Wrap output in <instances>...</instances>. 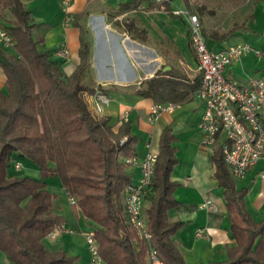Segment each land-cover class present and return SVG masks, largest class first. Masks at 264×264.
<instances>
[{
    "label": "trees",
    "instance_id": "1",
    "mask_svg": "<svg viewBox=\"0 0 264 264\" xmlns=\"http://www.w3.org/2000/svg\"><path fill=\"white\" fill-rule=\"evenodd\" d=\"M256 3L264 5V0ZM0 8L13 16L3 29L14 41L11 49L0 48L6 88V94L0 92V252L12 264H77V257L49 252L42 244L64 223L53 211L56 196L44 183L55 177L90 223L104 264H146V248L135 245L137 234L127 225L124 210L126 188L133 184L127 173L131 165L125 161L136 157L139 139L128 120L115 129L109 117L92 114L87 96L96 90L106 93L89 78V45L81 41L79 64L66 77L48 55L38 51L36 46L44 39H34L36 25L26 7L19 0H0ZM195 10L201 22L202 9ZM251 19L253 15L246 13L235 28L223 33L202 30L203 37L223 40ZM198 84L192 87L195 92ZM136 94L160 103L183 99L176 83L165 78L146 81ZM174 140L169 128L163 130L144 215L163 264H186L173 240L184 224L168 219L178 205L176 184L171 181L177 164ZM15 157L34 164L40 178H9ZM212 163L234 245L227 248L226 260L206 264H264V219L255 222L247 212L246 191L236 190L221 147L213 151Z\"/></svg>",
    "mask_w": 264,
    "mask_h": 264
},
{
    "label": "crops",
    "instance_id": "2",
    "mask_svg": "<svg viewBox=\"0 0 264 264\" xmlns=\"http://www.w3.org/2000/svg\"><path fill=\"white\" fill-rule=\"evenodd\" d=\"M19 1L30 12L36 25L34 39H44L37 44L38 51L48 55L64 76H71L79 64L81 41L89 45V78L95 85L101 86L108 98L103 116L109 117L116 129L127 115V120L131 122V132L139 139L136 146L137 158L146 154L147 144L157 153L161 133L166 128L171 130L175 138L173 147L177 158L171 181L176 184L174 198L178 205L169 211L168 219L184 224L173 236V240L186 264L226 260L227 248L232 247L234 241L223 190L218 186L212 163L213 151L221 146L224 139L220 137L212 149L202 144L199 123L203 106L197 100L195 90H192L200 76L190 47L187 23L172 16L170 7L162 9L150 0H64L66 4L63 0ZM125 5L128 6L124 7ZM251 14L253 19L243 29L233 31L225 39L205 38L207 48L212 52L223 51L238 44H248L251 47L252 51L232 62L223 73L226 79L240 85H245L249 77L264 81V5L254 4ZM11 20L13 16L10 11L0 8V29L8 27ZM213 31L225 32H211ZM250 36L262 40H259L262 43L260 47L248 43ZM0 48L3 47L0 45ZM7 51L13 53L11 50ZM60 51L67 53L61 55ZM154 78L175 82L182 91L183 99L177 102L179 108L174 112L165 113L149 123L150 107L162 103L139 96L136 91L144 88L145 82ZM4 82L5 77L0 67V92L6 94ZM21 159L15 157L12 163L13 168L15 164H19L17 172L21 170ZM22 160L28 167L26 171L33 174L32 179L38 180V168L30 161ZM263 171L264 157L244 177L234 178L230 174L236 190L246 191L245 207L255 222L264 219ZM127 173L131 177V183L138 181L139 170L136 166H129ZM8 177L18 176L8 170ZM44 183L46 190L56 196L53 211L63 216L62 225L74 233L56 238L47 236L42 241L43 246L49 252L64 251L70 257H77V264H89L90 255L83 232L91 228L90 223L82 216L79 208L70 206L63 214L59 206L62 202L65 203L67 194L58 178L49 177ZM206 201L210 205L203 207ZM146 207L144 204V208ZM198 230L202 231L200 237L195 235ZM139 243L147 248L137 237L135 245ZM0 264H12L2 252Z\"/></svg>",
    "mask_w": 264,
    "mask_h": 264
},
{
    "label": "built area",
    "instance_id": "3",
    "mask_svg": "<svg viewBox=\"0 0 264 264\" xmlns=\"http://www.w3.org/2000/svg\"><path fill=\"white\" fill-rule=\"evenodd\" d=\"M163 8L170 7V13L183 19L189 27L190 47L196 59V70L200 79L195 92L197 100L203 106V115L199 123L202 134V144L208 149L217 145L220 137L224 139L221 149L230 174L234 178H242L264 157V81L249 77L245 85L226 79L225 68L232 62L242 58L250 51L248 44L230 46L223 51L212 52L207 48L202 34L199 17L189 12L184 6L173 10L175 0H150ZM63 3L66 4L63 0ZM0 45L5 49L13 48L14 41L5 29H0ZM66 55V51H60ZM90 110L95 117L103 115V108L108 104L105 94L96 90L95 94L87 96ZM179 108L177 103L153 104L149 109L148 122L165 113H172ZM127 115L124 116V121ZM148 151L142 158H130L125 162L136 166L139 170L138 181L126 188L124 210L127 225L136 231L140 241L146 244V264H163L158 256L144 215L145 198L148 195L152 181L157 153L147 144ZM19 164L14 165L19 170ZM264 180V171L261 173ZM67 194V193H66ZM70 206L78 208L76 199L67 194ZM210 205L206 201L203 207ZM74 232L63 225L57 226L48 235L56 238L61 235H72ZM201 230L196 232L200 237ZM84 241L90 255L89 264H104L98 254V245L93 231L83 232Z\"/></svg>",
    "mask_w": 264,
    "mask_h": 264
},
{
    "label": "rangeland",
    "instance_id": "4",
    "mask_svg": "<svg viewBox=\"0 0 264 264\" xmlns=\"http://www.w3.org/2000/svg\"><path fill=\"white\" fill-rule=\"evenodd\" d=\"M255 1L256 0H175V3L171 7V9L175 10L176 6H178L179 8H183L184 6L189 12L196 13L195 7L199 6L203 12V16L201 18L203 31L206 32H211L212 30L225 31L228 27H232L236 24H239L242 21L241 17H243V14L251 13L253 11L254 4H256ZM250 37H251L249 38L250 42L248 43L251 46L260 47V45L262 44L260 41L262 40L261 39L257 40V38L253 36ZM251 74L255 75V73H251ZM20 164H21V170L18 172L11 165L9 169L11 173L14 176H18V177H26V175L28 174L27 177L32 178L33 174H31V172L26 171L28 167L24 162V160L21 159ZM38 175L40 176V172H38ZM59 207L61 210H63V214H64V212L70 207L67 199L65 203L62 202V204ZM89 229H85V231H89ZM47 247L51 248L48 245Z\"/></svg>",
    "mask_w": 264,
    "mask_h": 264
}]
</instances>
